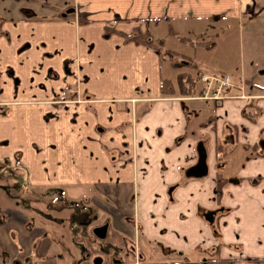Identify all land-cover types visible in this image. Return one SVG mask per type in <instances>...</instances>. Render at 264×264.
I'll use <instances>...</instances> for the list:
<instances>
[{"label": "crops", "instance_id": "obj_1", "mask_svg": "<svg viewBox=\"0 0 264 264\" xmlns=\"http://www.w3.org/2000/svg\"><path fill=\"white\" fill-rule=\"evenodd\" d=\"M21 1L0 20V264L50 262L64 222L50 227V197L69 188L104 189L142 257L262 259L264 0ZM164 23L203 34L181 39L204 55L162 50ZM174 56L197 70L189 82L173 80ZM203 73L231 77L219 99L199 98ZM198 142L207 172L187 177Z\"/></svg>", "mask_w": 264, "mask_h": 264}, {"label": "rangeland", "instance_id": "obj_2", "mask_svg": "<svg viewBox=\"0 0 264 264\" xmlns=\"http://www.w3.org/2000/svg\"><path fill=\"white\" fill-rule=\"evenodd\" d=\"M27 4L29 3H25V1H21L19 3V0H0V20H2V18H5L8 14L12 15L13 8L18 7V6L20 8H25ZM201 29L204 31H209V29L207 28L205 29L201 28ZM170 30H172L170 25L166 23H164L163 27H161L160 29H156L155 39L156 41L160 42L161 45L159 46H161L162 50L171 48L177 51L178 53H180V56L182 55L184 56L186 54L191 56L193 54H197V52H198V55H201V56L204 55V52L202 51V49L197 50V48H195L196 47L195 44L189 43L181 39V37L184 38L185 36H187L188 39L194 38V40H196V42L198 43L199 40L203 38V34L188 32V33L180 34L178 36H173L172 34H170ZM197 30L199 32L200 27H198ZM166 54L167 53H165V50H164V53L162 52V55L164 58L166 57ZM208 55L209 54L205 56L207 57ZM179 58L181 57L174 56L173 58V62H175L177 67H179V69L175 72L173 80L176 81L177 76L180 73H187V74L191 73V76L195 77L197 70L191 69L189 66V63H187V60L185 58L184 60L179 59ZM15 181L17 180L15 179ZM16 184H18L19 186V184L22 185L23 183L22 182L20 183L19 181ZM9 189L11 190V192L14 191L15 194L18 193L19 195L18 198L23 197L21 199H24L25 201H27L28 199H32L29 193H27L26 191L24 192V190L19 191L17 186H15L14 188H9ZM63 190L62 189L55 190L56 191L55 195L50 197V200H52V202L50 203V209H49L50 211L48 213L52 220L51 224H49L50 227L51 228L54 227L53 219L55 220V218L60 217L64 219V222L62 221L63 227L60 229V233H61L60 236H57V234L53 233L54 230L48 229V231L52 232L53 234L49 236V239L51 242H50L49 251L46 256H48V260L50 262L46 264H93L92 259L95 256L101 257V262L99 264H108L107 259L105 257V253H107L106 252L107 248L114 249L113 254L118 258H121V256L123 255H120V254L117 255L115 253V250L120 248L121 249L120 253H122L123 249H125L126 254L127 253L128 254L125 259L122 258L124 264H140L141 261H138L137 253L141 251L140 248L144 249V247L141 245L142 243L140 242L141 241L140 238L138 237V240H136V242L130 241L132 240L131 238L125 236L123 233H120L117 229L113 228V226L115 227V224H114V222L116 221L115 219L111 220L110 226L108 228V232L106 233L105 239L103 240L96 238L93 235V233L90 231V227H93L99 223H102L103 221H105L106 218L109 217L107 214V211L105 210V208L108 207L107 206L108 204H105V203H110L111 201L107 198L104 189L69 188V189H63ZM91 195L97 196L96 199H99L101 203L97 211H94L95 206H93V203L91 204V200H92ZM44 200L47 201L46 197H44ZM54 203L56 204V206L61 207V210L58 214L57 212L54 211V208H55ZM79 203L81 205H84V207L87 208L86 210L84 209L85 214L92 216L91 217L92 219L89 220L91 224L86 223L85 227H83L81 236H79V233L77 232L78 221L80 220V217H81V216H78V211H77L79 208H81ZM35 205L37 208L43 207L42 203H35ZM88 209H90V211H88ZM91 209H93L92 212H91ZM72 211L75 214L73 218L71 217ZM54 228H57V227H54ZM130 244L133 245V248H134L133 251H131L128 248ZM121 246H125V247H121ZM146 250L148 252L149 251L151 252L148 255L145 254L146 256L141 258L142 262H160L164 264H199V262L197 261V259H199L198 256L194 258L193 260L191 259L192 255L190 257V255L189 256L178 255L173 252L164 253L161 250L159 251L156 250V252H154L152 251L153 248L146 249ZM58 253L62 255L63 257L62 260L57 259ZM232 264H256V263L250 260H246V261L234 260ZM261 264H264V262H262Z\"/></svg>", "mask_w": 264, "mask_h": 264}, {"label": "trees", "instance_id": "obj_3", "mask_svg": "<svg viewBox=\"0 0 264 264\" xmlns=\"http://www.w3.org/2000/svg\"><path fill=\"white\" fill-rule=\"evenodd\" d=\"M170 32H171V30H170ZM127 39L133 40L136 43H145V44H148V45H155L156 44L154 40L147 39V35H142V34H140L138 32H136V33H134L132 35H128ZM190 80H191L190 76L187 73H180L178 75V77H177V81H178L179 84L189 82ZM164 82H166V81L164 80ZM77 211H78V216H81L80 219H82V220L87 219V214H85L84 209L83 210L82 209H78ZM74 215L75 214L72 211L71 212V217L73 218ZM251 260L253 262L255 261L256 264H261L262 262H264V256H263L262 259H251ZM233 261L234 260H232V259H222V258H219L217 255H215V256H212V257L204 258L202 260L201 264H232ZM141 264H164V263H160V262H144L143 263L142 262Z\"/></svg>", "mask_w": 264, "mask_h": 264}, {"label": "flooded vegetation", "instance_id": "obj_4", "mask_svg": "<svg viewBox=\"0 0 264 264\" xmlns=\"http://www.w3.org/2000/svg\"><path fill=\"white\" fill-rule=\"evenodd\" d=\"M93 202H91V204H92ZM105 203V202H104ZM80 204V203H79ZM106 204V203H105ZM93 206H95V209H94V211H97L98 210V206L95 204V203H93ZM80 207L81 208H79V209H87L86 207H84V205H81L80 204ZM92 210L93 209H91V212H92ZM219 210V209H218ZM88 211H90V209H88ZM88 214H89V212H88ZM91 214V213H90ZM210 212H206L205 214H204V218L207 220L209 217H210ZM92 216H89V215H87V219H85V220H82V219H80L79 221H78V229H77V232L79 233V236H81V234H82V231H83V227H85V225H86V223H89V224H91V222L89 221L90 219H92L91 218ZM110 223H111V220L109 219V217L108 218H106L105 219V221H103L102 223H99V224H97V225H95V226H93V227H90V231L92 232V230L94 229V228H96V227H98V226H102V225H104V224H106V233L108 232V228H109V226H110ZM88 224V225H89ZM112 229V228H111ZM94 235V234H93ZM95 236V235H94ZM106 236V235H105ZM96 237V236H95ZM97 238V237H96ZM99 239V238H98ZM103 239H105V237L103 238ZM103 239H101V240H103ZM121 247H125V246H121ZM128 248L131 250V251H133V245L132 244H130L129 246H128ZM120 248H118V249H116L115 250V253L117 254V255H123V256H121V258H118V257H116L113 253H114V249H106V252L107 253H105V257H106V259H107V263L108 264H124L123 263V259H125L126 257H127V254H126V252H125V249H123V251H122V253H120ZM125 252V253H124ZM176 254H180V253H176ZM95 257H99V256H95ZM94 257V258H95ZM93 258V259H94ZM123 258V259H122ZM141 258H143L142 257V255H141V253L140 252H138L137 253V259H138V261H141L140 262V264L142 263V260H141ZM93 259H92V263H93ZM100 260H101V257H100ZM101 262V261H100ZM201 262H202V260L199 262V264H201ZM144 263V262H143ZM94 264V263H93Z\"/></svg>", "mask_w": 264, "mask_h": 264}, {"label": "water", "instance_id": "obj_5", "mask_svg": "<svg viewBox=\"0 0 264 264\" xmlns=\"http://www.w3.org/2000/svg\"><path fill=\"white\" fill-rule=\"evenodd\" d=\"M72 11L73 9H68L62 15H65L66 13H69ZM195 150H196V156H197L196 162L185 170V176L200 178V177H203L207 172V167L205 163V151H204V147L201 142H198L196 144ZM210 220H211V214H210V217L207 219V221L210 222ZM92 233L97 238L103 239L106 235V224L94 228L92 230ZM100 261H101L100 257H95L93 259L94 264H99Z\"/></svg>", "mask_w": 264, "mask_h": 264}, {"label": "built area", "instance_id": "obj_6", "mask_svg": "<svg viewBox=\"0 0 264 264\" xmlns=\"http://www.w3.org/2000/svg\"><path fill=\"white\" fill-rule=\"evenodd\" d=\"M199 80L202 83V90L199 94L201 99H219L222 89L231 84V77L228 74L203 73Z\"/></svg>", "mask_w": 264, "mask_h": 264}]
</instances>
